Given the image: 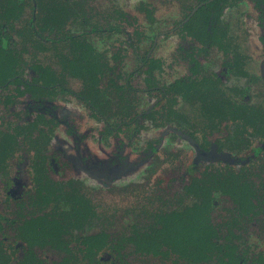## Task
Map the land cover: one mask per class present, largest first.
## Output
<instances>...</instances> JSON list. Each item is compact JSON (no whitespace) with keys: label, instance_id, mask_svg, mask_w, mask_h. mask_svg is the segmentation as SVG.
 <instances>
[{"label":"flooded vegetation","instance_id":"af4514ba","mask_svg":"<svg viewBox=\"0 0 264 264\" xmlns=\"http://www.w3.org/2000/svg\"><path fill=\"white\" fill-rule=\"evenodd\" d=\"M68 1L0 0V264H179L120 239L145 210L187 204L217 243L190 264H264V0ZM133 172L144 193L108 232L100 195Z\"/></svg>","mask_w":264,"mask_h":264},{"label":"trees","instance_id":"16d2710c","mask_svg":"<svg viewBox=\"0 0 264 264\" xmlns=\"http://www.w3.org/2000/svg\"><path fill=\"white\" fill-rule=\"evenodd\" d=\"M9 5L15 4L9 3ZM1 21H8V19L1 18L0 23ZM8 43L7 38L3 36L0 40V59L13 57L12 51L7 47ZM197 207L199 206L187 204L166 209L145 210L141 223L133 225L131 234L120 240L130 242L133 248L143 251L141 254L144 252L163 256H167L170 252L178 254L181 261L179 264L207 261L217 243L211 241V228L207 225L202 210ZM94 236L97 235L88 237L94 239ZM98 240L101 247L106 245L107 234L101 232ZM120 243L118 240V244ZM220 262L234 264L232 257L227 260L220 259Z\"/></svg>","mask_w":264,"mask_h":264},{"label":"rangeland","instance_id":"374dc122","mask_svg":"<svg viewBox=\"0 0 264 264\" xmlns=\"http://www.w3.org/2000/svg\"><path fill=\"white\" fill-rule=\"evenodd\" d=\"M138 0H128V8L132 9L133 6L136 4ZM71 2H76V3H71ZM68 5V9L65 8V10L67 11H81V12H85V14H90V12H94L95 9L98 8V5H100L99 3H97L96 1L93 0H69L68 3H66ZM122 5V3H120ZM61 11L62 8L56 9L55 11ZM103 10V9H102ZM173 8H163L162 10H160V14L159 16L163 17V18H168L172 12ZM238 12H240V14H237L233 19V21L231 22V27H230V32L233 34V38L234 35L236 36V40L239 42H244L246 43V40L244 38V18L246 12L248 11V8L245 6H240L239 9H237ZM110 10H103L102 11V16L100 18V23H101V27H105L109 24L110 21ZM161 18L158 17V13L157 16L154 19H149V20H143L144 25H146L149 28H156L159 26ZM159 21V23H158ZM88 28L91 27L92 25V21H88ZM240 27V28H238ZM239 29V32H237ZM236 30V32H235ZM109 34V33H108ZM238 36H240V39H238ZM92 39H94L95 41H101L103 39H106V34H101L99 32H96L94 34H91ZM16 41L20 42L21 40L16 39ZM245 50V48H244ZM130 58H132L130 56ZM162 166V165H161ZM158 167L157 170H159L153 178H151V182L152 184L154 183L152 180L154 178H161L162 181H167L169 179V177L165 176L167 173H162L161 171H165L168 172L170 169L168 167ZM145 178L144 173L143 172H133L131 174V176H129L127 179L124 180V183L122 181H118L121 184H127V183H131V184H135L133 185L131 188L129 187L128 191L124 189H122V191H116L114 192V189L112 192L108 191H103L102 194L100 195L101 198V203H102V211H103V218L101 219L100 225L102 228H105L108 232H116L117 229L120 228L121 222L118 219V221L116 222L114 219V215H112L116 209V211L118 213H120L122 210H124L125 208H127V205L130 203V199L132 200L136 195H140L144 193V185L143 187L141 182H144L143 179ZM136 183H140V184H136ZM125 191V192H124Z\"/></svg>","mask_w":264,"mask_h":264}]
</instances>
